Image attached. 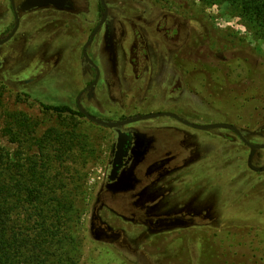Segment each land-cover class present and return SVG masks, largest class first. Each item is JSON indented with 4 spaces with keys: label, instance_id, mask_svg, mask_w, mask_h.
<instances>
[{
    "label": "rangeland",
    "instance_id": "1",
    "mask_svg": "<svg viewBox=\"0 0 264 264\" xmlns=\"http://www.w3.org/2000/svg\"><path fill=\"white\" fill-rule=\"evenodd\" d=\"M109 1L112 9L132 16L158 76L151 68L136 82L130 75H120L118 83L104 76L96 99L84 103L91 113L115 119L163 110L200 124L264 128V27L242 15L238 2ZM175 19L177 38L167 39L155 28L160 21L171 27ZM36 20L40 25L51 19ZM5 22L0 19V29ZM117 28L128 44L129 36ZM71 43L65 37L50 47L65 58L52 65L53 74L41 73L40 65L18 70L13 60L0 71V169L8 164L21 178L36 164L49 178L45 198L50 207L60 198L67 209L61 240H50L44 264H264V173L244 166L237 174H224L226 154L230 162L246 160L248 149L235 142L224 146L223 128L197 130L169 116L137 121L136 126L157 130V155L137 165L139 183L131 192L112 194L104 188L111 130L40 104L74 107L77 88L66 89L72 79ZM103 67L112 77L107 56ZM177 75L180 91H167ZM27 76L36 79L30 85L17 82ZM251 139L264 141V130ZM208 143L209 171L189 173L208 163V157L193 154L196 146L200 151ZM257 159L261 166L264 149ZM17 213L16 224L34 234L39 217L25 220L23 208ZM174 215L194 222L172 227L148 223ZM49 221L55 224L52 216Z\"/></svg>",
    "mask_w": 264,
    "mask_h": 264
},
{
    "label": "flooded vegetation",
    "instance_id": "2",
    "mask_svg": "<svg viewBox=\"0 0 264 264\" xmlns=\"http://www.w3.org/2000/svg\"><path fill=\"white\" fill-rule=\"evenodd\" d=\"M4 17L6 18V22L1 25L3 29H0V71L6 68L8 61L13 60V63L18 65V70L21 69L22 65H40L43 66L41 67V73H44V75L53 74L52 65H58L65 58L63 54H60L61 50L53 52V49L50 47L58 39L71 38V53L73 56L70 58L72 68L71 76L69 77L72 79L69 82V86H66V89L68 90L70 87L77 89L73 99L74 107L66 105L71 111H65V113H72L86 118L79 109V106H81L88 113L94 115L87 109L84 103L96 99V87L104 76L109 77V82L110 78H113V83H118L120 75L123 78L126 75L128 77L130 75L131 80L136 82L145 73V70H149L148 68L152 69L151 73L154 71L156 73L155 76H158V66L150 58L148 45L143 39L142 32L132 23V16L125 11L112 9L109 0H52L45 5L34 7H30L27 0H0V19ZM44 18L51 20L40 25L36 23V19ZM52 22L54 25L48 28L49 24L47 23ZM160 22L156 24L155 28L158 31H163L165 38H177L179 30L176 26L179 27V23L176 19L172 21L171 27L160 26ZM118 25L121 32L124 31L123 34L129 36L130 42L128 44H124V41H121L118 37ZM84 51L88 59L84 56ZM106 56L109 59L112 77H110L108 71L103 67ZM58 72H60L61 76L63 75L60 70H56L55 74ZM18 74L23 75V72H19ZM145 75H148V71ZM35 79L36 77L31 76L20 77L17 79V82L19 84L25 83L30 85ZM60 80L62 82L64 79L61 77ZM178 82L177 75L176 78L172 79L171 87H168L167 91L179 92L180 85ZM109 86L111 87L110 83ZM177 96L173 95V98ZM154 112L170 111L159 110L148 113ZM148 113L119 116L115 119L94 116L106 121L116 122ZM179 122L183 123L182 121ZM136 123L137 121L112 128L103 126L110 129L113 135L111 136L112 142L108 147L107 161L109 168L104 181V188L112 194L127 193L135 189L139 183L136 177L137 165L145 161L148 156L157 155L156 148L159 144V137H156L158 136L157 130L143 129L136 126ZM226 123L236 126L241 135L229 128L220 127L225 130L223 145L228 147L229 143L235 142L240 146L246 147L248 155L246 160L237 159L235 162H230L227 153L225 156V167L222 169L224 174H237L244 166L252 172L264 173V168L257 169L258 167H264V162L260 164L261 166L256 163L258 151L264 148L256 149L252 152V148L250 147L251 144L264 143V141H252L251 139V137L263 132L264 128L260 131H250L236 124ZM183 124L188 125L186 123ZM119 132L124 134L125 143L121 148L115 170L112 172L114 168L113 161L117 157ZM206 146V149H200V151L198 146H196L193 154L196 152L195 156L197 155V157H208V163L205 162L202 167L192 169L190 172L188 170L189 173H207L209 171L208 164L211 162L210 158L212 156L210 153V143L206 144ZM111 175L113 176L112 179L110 178ZM125 180L128 181V184H126ZM173 217L180 218L183 221L182 225L174 226H186L194 222L193 218L174 215L163 216L155 219L153 222L148 220V223L155 227H172L171 224H165L163 221Z\"/></svg>",
    "mask_w": 264,
    "mask_h": 264
},
{
    "label": "trees",
    "instance_id": "3",
    "mask_svg": "<svg viewBox=\"0 0 264 264\" xmlns=\"http://www.w3.org/2000/svg\"><path fill=\"white\" fill-rule=\"evenodd\" d=\"M231 1L239 3L242 15H246L249 20L251 18L256 20L264 27V0ZM40 104L43 108L58 113L71 111L66 105L43 101ZM45 164L42 163L43 166ZM39 172L34 163L27 168L21 178L8 164L4 165V169H0V264H44L48 246L51 244L50 240L57 238V243L61 240L60 226L65 218L63 210L67 211V209L60 198L54 199L55 208L50 207L49 199L45 198L49 178ZM125 182L128 184V181ZM18 208H23L25 211V220H30L35 214L39 217V220L33 222L34 225L36 224L33 227L36 228L34 234L26 233L21 224H16ZM50 212L55 221L53 225H50L49 221ZM163 222L172 226L183 224V221L177 217L167 218Z\"/></svg>",
    "mask_w": 264,
    "mask_h": 264
},
{
    "label": "water",
    "instance_id": "4",
    "mask_svg": "<svg viewBox=\"0 0 264 264\" xmlns=\"http://www.w3.org/2000/svg\"><path fill=\"white\" fill-rule=\"evenodd\" d=\"M51 1L52 0H27V3H28V5L30 7H34V6L45 5L47 3H50ZM110 40H111V38H110ZM83 54L86 57V59H88V56H87L85 51L83 52ZM79 109L85 115V117L87 119H89L90 121H92V122H94L96 124H99V125H102V126L111 127V128L112 127H119L122 124L135 122V121H139V120H142V119L154 118V117H157V116H170V117H174V118L178 119L179 121H182L183 123L188 124L189 126H192V127L198 128V129L208 130V129H213V128L226 127V128H229V129L235 131L236 133L240 134V131L237 129V127L232 125V124H228V123L197 124V123H193V122H188V121L184 120L178 114H175V113H172V112H154V113H148V114L133 116V117H130V118H127V119H124V120H120V121H116V122H111V121L103 120L101 118H98V117L88 113L81 106H79ZM124 140H125L124 134H121L119 132L118 141H117V157L113 161L114 168H113L112 172L115 170V165L118 162L121 148L124 146V143H125ZM250 147L252 148V152H254L256 149L264 148V143L251 144ZM263 168L264 167L259 168V169H263ZM110 178L112 179L113 176L111 175Z\"/></svg>",
    "mask_w": 264,
    "mask_h": 264
}]
</instances>
